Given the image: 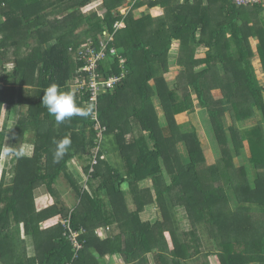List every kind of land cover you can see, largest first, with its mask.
Returning a JSON list of instances; mask_svg holds the SVG:
<instances>
[{
  "label": "trees",
  "instance_id": "trees-1",
  "mask_svg": "<svg viewBox=\"0 0 264 264\" xmlns=\"http://www.w3.org/2000/svg\"><path fill=\"white\" fill-rule=\"evenodd\" d=\"M97 1L100 9L83 11ZM124 3L0 0V123L4 105L21 108L12 129L15 163L0 178V264H211V256L220 264H264V85L252 64L256 52L264 61V2L139 0L115 30ZM156 6L163 15L151 14ZM102 39L107 54H116L100 61L101 77L122 78L103 87L95 103L82 68ZM174 41L180 68L171 88ZM53 83L90 107L91 117L57 124L41 102ZM198 105L206 132L195 122ZM184 112L190 120L182 125L176 117ZM95 113L107 130L90 173L100 138ZM205 133L219 146L216 163L208 160ZM7 135L0 129V154ZM63 138L71 146L55 162ZM25 143L31 154L21 150ZM247 144L249 165L240 159ZM73 159L87 160L81 167L88 184L72 172ZM62 178L75 193L73 205L57 189ZM40 188L52 204H39ZM151 205L158 213L144 219ZM81 230L76 250L71 236Z\"/></svg>",
  "mask_w": 264,
  "mask_h": 264
},
{
  "label": "rangeland",
  "instance_id": "rangeland-1",
  "mask_svg": "<svg viewBox=\"0 0 264 264\" xmlns=\"http://www.w3.org/2000/svg\"><path fill=\"white\" fill-rule=\"evenodd\" d=\"M126 2H127V0H125V3ZM128 3H129V0H128ZM128 3H126L125 5H122L123 7L121 6V8H119L118 11L127 10L128 9V6H127ZM100 4H101L100 1L91 3L87 7L83 8V11L88 13V12H91L92 10L100 9V7H99ZM104 12H105V10H104ZM151 12H152V15L155 16V17L161 16V15L164 14L163 9H160L159 6H156V9H151ZM137 16H138V14H137ZM174 45H175V41H174V44H173V46L171 48V51H170V54H169L170 64H173V65H171L172 67H176L177 66L175 64H177L178 55L176 56V54H177V50L179 48V45H178V48H174ZM206 51L205 50H200L199 52L203 55ZM178 53H179V50H178ZM121 64H122V62H121ZM252 64L254 66V71H255V75L257 76V80L259 81L260 84L264 85V61H262V59L260 58V55L258 54V52H256L255 57L252 60ZM7 66H8V69H9V68H12L13 64L11 62H9L7 64ZM178 68H180V66H178ZM198 68L201 69V68H203V66H200ZM173 70H176V68H174ZM177 72L178 71L172 72V74L170 73V75L167 78L169 84L171 85L170 86L171 88H173L172 86H174L173 83L175 82L174 79L177 76ZM157 104H160V103H157ZM4 110H5V114H4L3 117L1 116L0 129L7 131L8 135L4 139L5 140L4 144H3L4 147L2 148L3 150H1V154H0V178L2 176V172H3L4 169L9 171L8 172V176H10L11 172H12L11 167L15 163V160L13 161V159H12V161H11V158H13V154L16 153V150L15 149L13 150V147H12V143H13V140H12V129L15 126L16 121L19 118V114L21 113V108L14 109V108L11 107L10 110H9V107L6 106ZM202 110L203 109L200 108V106L198 105L197 108H196V115H198ZM11 113H12V115H11ZM183 115L187 116L186 114H183ZM196 115L194 117H196ZM11 117L13 119L10 120ZM187 117L189 118V116H187ZM179 118H180V120H182V118H184V117H179ZM197 119L198 120L194 119L195 122H197V124L200 125V127L203 126L204 131H205L206 124H205L204 119H206V117H204V119L202 120L199 117V115H198ZM262 119H264V118L262 117ZM186 120L187 119L185 118L183 120V122H185ZM189 120H190V118H189ZM254 120L257 121V119L254 118V119L250 120L248 124L252 125ZM228 122L231 123L229 116H228ZM201 139L205 143L204 146H205V149L207 151V157H208L209 162L210 163L218 162V160L220 159V155L221 154H220L219 146H218L217 142L215 141L214 135L205 133L203 136H201ZM248 147H249L248 144L244 147L243 155L240 158L241 160H243V163H245L246 165H249V162H248L249 161V159H248V156H249ZM21 150L23 151V153L31 154L33 152V146L28 145V144L25 143L21 147ZM85 163H87V160H80L78 162H77V160H71L70 163H69L70 164V168L72 169V172L77 173L80 176L81 184H83L82 176H84L81 166L83 164H85ZM249 170H250V178L252 180L253 177H254V172H253V170L251 169L250 166H249ZM57 189L60 192L62 198L67 203H69V205L70 204L73 205L75 203V201H76L75 200V193L70 189L69 185L67 184V182H66V180L64 178H62L57 183ZM36 196H37V198L40 199L39 201L41 203H39V204L42 205V206H45V207L50 205V204H52L54 202V200H55V198L52 195L47 193L45 188H40L37 191ZM149 216H151L150 213L148 215L144 216V219L148 220ZM178 217L181 220V223L185 227H187L188 224H189V220H188V217L186 215L185 208H183V207H179L178 208ZM150 218L151 217H149V219ZM154 219H155V217L151 218V220H154ZM60 221H61L60 218L59 219L57 218L56 221H55V224L59 223ZM53 224H54V222H53ZM26 239H27V242H28L27 243L28 251H30L32 254H35L36 251L34 249L33 237L32 236H27ZM29 242L31 243V246L29 245ZM116 261L118 263L119 259L116 258Z\"/></svg>",
  "mask_w": 264,
  "mask_h": 264
},
{
  "label": "built area",
  "instance_id": "built-area-1",
  "mask_svg": "<svg viewBox=\"0 0 264 264\" xmlns=\"http://www.w3.org/2000/svg\"><path fill=\"white\" fill-rule=\"evenodd\" d=\"M139 0H131L130 3H128V1L126 3H128V9L123 11L120 10L119 13L122 16V20L117 21L114 24V28L115 30H118L120 28H123L126 26L125 24V18L130 14V12L133 10V7L135 6L134 4L136 2H138ZM148 1H156V0H148ZM233 2L238 6V7H249V6H255L257 4H261L264 2V0H233ZM125 3V4H126ZM124 4V5H125ZM123 7V6H122ZM121 8V7H120ZM152 13V12H151ZM106 36H110L109 39L113 40L114 39V35H109L108 33H106ZM107 43L104 42V40L102 39L101 42V46H100V51L96 54L92 49L90 50L91 55L89 57V62L90 65L89 66H85L84 68H82V70L86 71L89 74V82H88V86L90 85V87H88L89 91L91 93L90 95V101L92 102H97L98 101V96L100 94V91L102 90V88L104 87L105 90L104 92L108 89L113 87L117 82H119L122 78V76H110L109 78H102V73L100 71V61L102 59H105L108 56H114L116 54V50L115 49H111L110 54H107ZM90 49V48H89ZM82 81V80H81ZM79 89H83L85 88V86L83 85V83H81L80 85H78ZM95 120H97V123L95 125V130L98 131L100 133V138L99 140H97L96 145L92 148L91 150V163H92V169L90 170V173L93 172L94 170V165L98 163V157L100 154V150H101V144H102V139L104 137V133L107 130V128L105 126H103L100 121H98L97 118V114L95 113ZM101 159L105 158L104 154H101L100 156ZM90 175L83 176V185L88 184V180H89ZM65 224L68 223V221H64ZM67 227H69V225L67 224ZM83 232V230L81 231H73L72 232V244L73 246L76 248V250H79L82 245L79 241V235Z\"/></svg>",
  "mask_w": 264,
  "mask_h": 264
},
{
  "label": "clouds",
  "instance_id": "clouds-1",
  "mask_svg": "<svg viewBox=\"0 0 264 264\" xmlns=\"http://www.w3.org/2000/svg\"><path fill=\"white\" fill-rule=\"evenodd\" d=\"M43 93L41 102L47 108L49 114L55 118L57 124L71 120L73 117L89 118L92 115L93 110L90 107L81 106L77 102L75 94L63 91L55 83L50 84ZM56 144L54 161L58 162L71 146V141L67 138H63L57 141Z\"/></svg>",
  "mask_w": 264,
  "mask_h": 264
},
{
  "label": "crops",
  "instance_id": "crops-1",
  "mask_svg": "<svg viewBox=\"0 0 264 264\" xmlns=\"http://www.w3.org/2000/svg\"><path fill=\"white\" fill-rule=\"evenodd\" d=\"M128 1V0H127ZM130 1L131 0H129V3H130ZM264 4V3H263ZM153 9H156V7L155 8H153ZM160 9H163V8H161L160 7ZM163 12H164V9H163ZM261 17H262V19H264V12H262V14H261ZM178 45H179V42L178 41H175V45H174V48H178ZM208 48L207 47H202L200 50H207ZM175 50V49H174ZM178 50H179V48H178ZM178 50H177V54H176V56L178 55ZM199 50V51H200ZM171 65H173V64H170V68H171V74H172V72H175V71H178L179 72V70H178V64H175V65H177L176 67H172ZM174 68H176V70H173ZM178 72H177V74H178ZM155 102H156V105H157V111H158V114L162 117V115H163V109L160 107V104H157V103H159L158 102V100H155ZM6 106H8L9 107V110H10V106L9 105H4V107H3V110H2V117L4 116V114H5V107ZM183 114H186L185 112L184 113H180V114H178L177 115V121H178V123L179 124H182V125H185V124H187L188 122H189V118L187 117V116H185V115H183ZM203 110L198 114L199 115V117L203 120V118H202V116H203ZM11 115H12V113H11ZM179 117H184V118H182V120H180V118ZM12 118V117H11ZM11 118H10V120H11ZM187 119L185 122H183V120L184 119ZM180 147H181V149H182V151H184V148H183V146L182 145H179ZM150 184V181H145V182H143L142 183V185H145V186H148ZM151 214V216H149V217H151V218H154L157 214V207L155 206V205H151V206H148L147 208H146V210H145V212L143 213V217L144 216H146V215H148V214ZM149 217H148V219H149ZM150 218V219H151ZM210 262H211V264H220V261H219V258L217 257V256H211L210 257Z\"/></svg>",
  "mask_w": 264,
  "mask_h": 264
}]
</instances>
